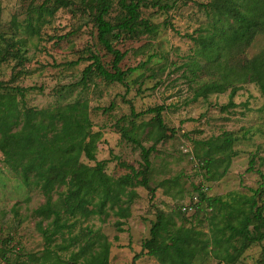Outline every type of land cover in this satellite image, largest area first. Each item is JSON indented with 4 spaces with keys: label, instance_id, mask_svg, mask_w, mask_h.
Wrapping results in <instances>:
<instances>
[{
    "label": "rangeland",
    "instance_id": "rangeland-1",
    "mask_svg": "<svg viewBox=\"0 0 264 264\" xmlns=\"http://www.w3.org/2000/svg\"><path fill=\"white\" fill-rule=\"evenodd\" d=\"M66 1L69 7H59L55 0H0V46L13 51L12 55L20 49L22 56L21 59L17 57L20 54H15V58L11 56L2 65L0 82L28 89L23 102L28 108L52 109L87 101L93 131L102 134L97 159L117 157L118 161H110L106 168L116 180L130 173L119 162L137 169L142 163L140 148L122 138L121 128L133 129V122L139 127L133 132L134 137L147 148L155 143L148 138L150 133H156L148 125L153 115L135 117L132 110L140 114L157 106L166 108L165 129L161 132L165 139L157 142L156 152L151 155L150 188L155 196L148 189L133 185L130 189L136 197L131 203L130 217L122 220L123 232L116 227L118 217L110 211L107 216L80 219L74 234L91 229L107 236L112 243L110 264H133L136 256V264H160L143 253L142 245L150 237L157 213L164 211L177 216L178 225L202 231L209 242V255L195 264H264V242L250 245L240 254L234 249L241 246L239 241L232 242L234 247L225 239L220 245L214 243L217 228H222L228 217L225 210L211 208L204 202L196 214L179 212L181 205L191 199L195 187L208 184L209 198L230 201L235 194L251 195L250 189L260 187L264 177V97L259 88L255 84L245 85L234 98V107L229 106L230 91L194 102L195 85L184 76V63L193 48L188 35L195 34L207 22L204 5L210 0H142V17L153 27V34L110 37L114 46L126 53L121 68L135 69L126 85L106 83L94 75L86 83L82 81L92 54L99 55L108 69L113 57L98 40L90 9L82 0ZM111 1L108 20L116 23L124 12L120 0ZM41 7L49 10L39 18ZM52 10L54 14H50ZM263 49L264 35H260L245 58L251 59ZM202 78L208 80L205 75ZM224 132H231L238 139L234 147L238 155L223 179L206 184L199 168L202 153L195 149V142ZM81 161L95 165L85 157ZM170 179H178L179 184L159 187ZM259 201L260 205L264 203V195ZM45 202L42 191L25 187L0 152V264H33L29 256L43 251L44 240L37 230L41 219L34 211ZM227 249L230 254L235 253L234 260L218 258Z\"/></svg>",
    "mask_w": 264,
    "mask_h": 264
},
{
    "label": "trees",
    "instance_id": "trees-1",
    "mask_svg": "<svg viewBox=\"0 0 264 264\" xmlns=\"http://www.w3.org/2000/svg\"><path fill=\"white\" fill-rule=\"evenodd\" d=\"M55 2L59 7L70 6L66 0ZM82 4L93 14L99 42L113 57L111 69H108L99 55L92 54L82 81L86 83L94 75L106 83L126 85L128 76L135 69L125 71L121 68L126 53L117 49L110 37L120 39L125 35L135 38L153 34V27L142 17V0H120L124 17L116 23L108 20L111 0H82ZM45 10L49 9H39V18ZM54 12L52 10L50 14ZM204 12L207 22L195 34L188 35L193 48L189 60L184 63V76L195 85L192 100H205L230 91L229 106L234 107V98L247 84H255L264 97V49L251 59L245 58L255 39L264 35V0H210L204 5ZM29 29L35 34L32 26ZM12 52L0 46V68L11 56L15 58L20 54L17 57L22 59L20 49L16 55ZM202 75L208 80H203ZM27 90L0 82V152L5 164L25 187L37 188L46 197V202L34 211V215L41 219L37 230L44 240V249L39 254L30 255L29 260L33 264H110L112 243L107 236L91 229L74 234V229L80 219L107 216L111 211L118 217L117 229L123 232L122 220L130 217L131 203L136 197L130 188L139 185L155 196V191L150 188L151 155L156 152V144L165 139L161 132L165 129L163 113L166 108L157 106L140 114L132 110L135 117L153 115L148 125L156 129V133H150L148 138L155 143L147 148L134 137L132 134L139 127L133 122V129L121 128L122 138L140 148L142 163L137 169L119 162V166L127 168L130 173L116 180L106 168L110 161H118L117 157L104 161L97 159L102 134L93 131L89 103L76 101L52 109L28 108L23 104ZM237 140L233 133L224 132L195 142V149L202 153L199 168L206 184L219 181L228 174L238 155L234 150ZM83 157L95 165L83 163ZM173 183L179 184V180H165L159 187ZM203 187H195L193 192L201 197L198 210L207 202L209 207H219L228 214L225 225L217 228L215 244L220 245L225 239L234 247L232 242L239 241L241 246L234 249L240 254L250 245L264 242V203L260 205L259 201L264 195V177L260 187L250 189L251 195L235 194L230 201L209 198L208 192L202 191ZM206 187L209 191L208 184ZM179 212L184 214L180 208ZM176 218L159 211L152 223L150 237L143 242L142 251L160 264H195L209 255L210 244L202 231L178 225ZM251 226H254L253 230ZM235 253L230 254L227 249L225 255H218V258L232 261ZM138 258H134L133 264Z\"/></svg>",
    "mask_w": 264,
    "mask_h": 264
},
{
    "label": "built area",
    "instance_id": "built-area-1",
    "mask_svg": "<svg viewBox=\"0 0 264 264\" xmlns=\"http://www.w3.org/2000/svg\"><path fill=\"white\" fill-rule=\"evenodd\" d=\"M184 151L189 152L188 149H184ZM202 191L207 193L208 187L204 186L202 188ZM200 202H201V197H200L199 193L193 194L192 198L189 201H187L181 205V207H180L181 212L186 214V215L194 214L198 210Z\"/></svg>",
    "mask_w": 264,
    "mask_h": 264
}]
</instances>
